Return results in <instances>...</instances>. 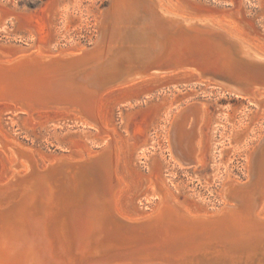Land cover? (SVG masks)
Listing matches in <instances>:
<instances>
[{"label":"bare ground","instance_id":"bare-ground-1","mask_svg":"<svg viewBox=\"0 0 264 264\" xmlns=\"http://www.w3.org/2000/svg\"><path fill=\"white\" fill-rule=\"evenodd\" d=\"M158 2L157 0H109L108 7L104 11L97 12L99 35L91 49L86 47L74 54L58 52L49 57L34 55V52L16 55L15 52L5 59H0V100L11 102L28 114L34 110H50V108L72 111L101 134H108L109 131L102 127L97 105L99 96L106 89L120 84L123 86L152 75L170 74L175 71H184L185 75L196 76L200 80L199 74L204 68L201 70L186 68L169 72L150 71V66L146 68L143 64L148 57L144 52H148L152 46L156 48L155 41L149 43V31L146 27H142L136 33L137 43L141 41L142 46L137 47L132 41L124 44L123 41L128 36L125 33L126 28L131 27L138 10L147 14L149 7L153 8L151 12L156 15L152 23L161 29L184 27L198 33L221 31L231 35L203 21L209 19L208 17H200L203 20L186 18L167 11L160 7ZM144 21V24L150 23L152 19L146 17ZM116 37L124 46L115 49L116 52L109 55L110 53L107 52L116 45ZM232 37L237 41L242 56L249 62L264 63V55L239 38ZM12 56L14 57L11 58ZM90 63L96 68L81 73V70ZM252 85L238 83L242 89L240 94L250 95L249 100L255 102L258 108H262L264 88L257 87L263 91L258 90L259 92L256 93L254 90L256 86ZM222 88L228 91V88L224 86ZM58 102L70 103L72 106ZM201 107L195 103L183 107L172 117L167 130L171 154L184 167H194L200 161L196 156L198 151L196 134ZM259 142L261 144L258 150L250 153L253 157L252 161L249 158L248 163H251L252 170L247 174V181L231 182L229 186L223 187V206L215 213L188 212L175 201L158 179L153 178L152 184L159 198L156 207L146 215L129 216L122 214L117 208V197L124 182L116 170L118 147L113 137L107 140L103 149L91 156H80L84 158L75 161H60L59 158L56 159L61 162L59 165L54 159L43 169H39L30 151L17 146L0 134V148L6 154L12 151L18 159V164L10 167L21 168L20 158L25 160L28 167L24 173L13 172L16 170L13 169L8 178L3 180L5 182H0V264H256V261L257 264H264V260H256L258 252L264 254V218L255 215L259 198L244 193L255 186L259 189L258 195L264 194L262 164L264 155L261 156L264 150L262 149L264 136ZM97 157H99L100 172L95 182L98 187L96 186L93 195L89 197L86 195L90 182L84 181L86 178L82 175L80 161ZM71 162L74 163L73 167L76 171L69 177L71 191L75 197L68 199L67 193L62 192L60 199L57 200L58 204L71 210L75 205H82L84 199L87 203L84 211L79 214L68 215L62 212L61 215L59 213L57 215L49 205L55 193L51 183L56 179L50 176V173L53 174L55 171L51 166L56 164L63 169L72 164ZM8 204L10 206L7 209H1ZM243 204L248 207L247 212L242 209ZM106 209L115 213L118 219L126 221H135L140 217L162 218L165 222L161 224L163 231L145 235L140 240L137 250H126L123 256L109 257L110 251L125 248L124 245L121 246V241L108 242L82 252L81 244L79 245V241H82L80 237L87 239L89 230L97 224L98 216ZM71 220L76 226L74 238L73 232L69 229ZM228 223L232 226L231 231H228ZM155 229L158 228L152 230ZM119 230L120 226H118ZM75 240L78 243L77 248H73Z\"/></svg>","mask_w":264,"mask_h":264},{"label":"rangeland","instance_id":"rangeland-1","mask_svg":"<svg viewBox=\"0 0 264 264\" xmlns=\"http://www.w3.org/2000/svg\"><path fill=\"white\" fill-rule=\"evenodd\" d=\"M157 1L186 18L208 17L201 20L264 55V0ZM105 4L106 0H0V59L15 52L43 57L74 54L90 46L99 35L97 12L104 11ZM181 72L106 89L97 105L108 134H101L72 111L50 108L28 114L5 100H0V134L30 151L39 169L57 157L84 158L79 153L82 147L91 156L113 137L118 147L116 170L124 182L117 197L122 214L141 216L154 210L159 198L153 178L188 212L215 213L223 206V187L244 183L251 173L250 153L258 150L264 136V107L258 108L248 94L235 95L214 81ZM194 103L202 106L196 134L200 161L184 167L171 154L167 130L172 117ZM16 159L12 151L6 154L0 148V182L16 169L10 167L18 164ZM19 162L22 167L13 172L24 173L27 164L21 158ZM257 191L252 186L244 193L259 198L255 215L264 218V194ZM242 206L247 212L248 207ZM263 255L258 252L256 260H264Z\"/></svg>","mask_w":264,"mask_h":264},{"label":"water","instance_id":"water-1","mask_svg":"<svg viewBox=\"0 0 264 264\" xmlns=\"http://www.w3.org/2000/svg\"><path fill=\"white\" fill-rule=\"evenodd\" d=\"M108 5L109 0H106V4L103 8L108 7ZM152 10L153 8L149 7V12L147 14L142 10H138L137 15L133 18V24L130 28H126L125 33H127L128 36L126 35V40L123 41L124 44L132 41L133 45L137 44V47L142 46L141 41L140 43H137L138 38L136 37V33L141 30L142 27H146V29L149 31V43L150 41H155L156 47L154 48V46H152L151 49L149 48L150 50L148 52H144L148 59L145 60L143 65H146V68H149L148 66H150V71L169 72L172 70L186 68L194 70H201V68H204V70L200 71V79L206 78L210 81H214L218 85L228 88L235 95H239L242 90L241 87L238 86V83L240 82L253 84L252 86H256L258 88H264V63H252L253 61L249 62L247 58L242 56L238 49V43L232 37V35H227L225 32L221 31L198 33L195 30H189L184 27H170V29L165 27L161 29L157 27L156 24L152 23L154 17H156V15L151 12ZM146 17L152 19V21L150 23L146 22L144 24ZM147 24L151 25L146 26ZM115 41L116 45L107 52L110 53L109 55L114 54L116 52L115 49H121L124 46V44L122 45L117 37ZM94 43L88 47L91 49ZM131 52L132 54L134 53L132 50ZM82 53L87 55L85 52ZM58 67H60V65H58ZM91 68L94 69L96 66L93 63H90L83 70H81V73H84ZM212 72H214V74ZM58 104H64L66 106L71 105L70 103L61 102H58ZM79 153L85 157L88 153V149L82 147ZM59 158L60 161H69L63 157H57L56 159ZM98 158L99 157L90 158L87 161L83 159L80 161L82 175L86 178L84 181L89 180L90 182L87 189V195L85 194L89 197L93 195V192L97 186L96 182L100 172L98 169L100 167ZM56 159L54 162L59 165L61 162L57 161ZM71 163L72 164L63 169L61 167H57L56 164L51 166L55 169V171L53 174L50 173V176L52 175V177L56 179H54L51 183L55 193L53 194L49 205L57 215L58 213L61 215L62 212H66L68 215L72 213L79 214V212L84 211V206L87 203L84 199L82 205H75V207H71V210L70 208L67 210L63 208L61 204H58L57 200L60 199L59 197L62 195V192L67 193L66 196H68V199H73L75 197L74 193L71 191L72 185L69 177L72 172L76 173V171L73 167L74 163ZM68 199L65 198V200ZM9 206L10 204L2 206L1 209L5 210ZM70 218H72V216H70ZM97 220V224L89 230L87 239L80 237L82 238V241H79V245L81 244L80 250L89 251L108 242L121 241V246L124 245L125 248H119L110 251L109 257L123 256L126 250H137L136 248L140 246L139 243L140 240H142V237L147 234L152 235L155 233H160L163 231L161 224L165 223L162 218L155 217H151V219L140 217L135 221L120 220L117 218L115 213L109 211L108 209L100 213V216H98ZM118 226H120L119 231ZM203 226H205V224H203ZM155 227L158 229L152 230ZM229 227L232 226H230L228 223V228ZM69 229L73 232L74 238L76 235L74 233L76 231V226L73 224L72 220L70 222ZM149 230H151V232ZM248 241H250V239ZM77 244L78 243L75 240L73 248H77Z\"/></svg>","mask_w":264,"mask_h":264}]
</instances>
